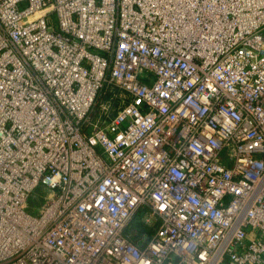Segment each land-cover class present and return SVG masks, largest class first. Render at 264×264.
<instances>
[{"label": "built area", "instance_id": "obj_1", "mask_svg": "<svg viewBox=\"0 0 264 264\" xmlns=\"http://www.w3.org/2000/svg\"><path fill=\"white\" fill-rule=\"evenodd\" d=\"M0 264H264V0H0Z\"/></svg>", "mask_w": 264, "mask_h": 264}, {"label": "rangeland", "instance_id": "obj_2", "mask_svg": "<svg viewBox=\"0 0 264 264\" xmlns=\"http://www.w3.org/2000/svg\"><path fill=\"white\" fill-rule=\"evenodd\" d=\"M99 101H101L100 98L97 100V104L99 103ZM46 194H47V188L44 186H39L38 189L34 190L26 201V206H27L26 208L28 209V211H30L33 214H36Z\"/></svg>", "mask_w": 264, "mask_h": 264}, {"label": "trees", "instance_id": "obj_3", "mask_svg": "<svg viewBox=\"0 0 264 264\" xmlns=\"http://www.w3.org/2000/svg\"><path fill=\"white\" fill-rule=\"evenodd\" d=\"M109 92L110 91H104V92H102L100 95H99V98L100 99H105V98H107L108 96H109ZM115 109L113 108L112 109V111H111V113L114 111ZM141 215V210H138L137 212H136V214L133 216V218L131 219V221H130V226H129V230H132V231H134V230H138L139 231V229H148L149 231H151V227L150 226H146V225H142L141 223H139L138 222V217Z\"/></svg>", "mask_w": 264, "mask_h": 264}]
</instances>
